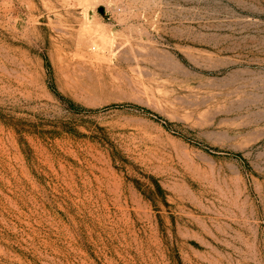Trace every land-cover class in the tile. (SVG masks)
<instances>
[{"label":"rangeland","instance_id":"obj_1","mask_svg":"<svg viewBox=\"0 0 264 264\" xmlns=\"http://www.w3.org/2000/svg\"><path fill=\"white\" fill-rule=\"evenodd\" d=\"M0 264H264V0H0Z\"/></svg>","mask_w":264,"mask_h":264},{"label":"trees","instance_id":"obj_2","mask_svg":"<svg viewBox=\"0 0 264 264\" xmlns=\"http://www.w3.org/2000/svg\"><path fill=\"white\" fill-rule=\"evenodd\" d=\"M69 105H70L71 109H73V110H77L78 111V110L83 109L80 106H78L75 103H73L72 101L69 102Z\"/></svg>","mask_w":264,"mask_h":264}]
</instances>
